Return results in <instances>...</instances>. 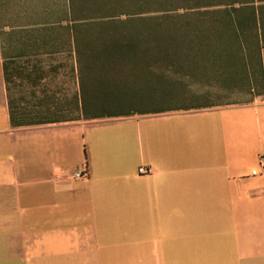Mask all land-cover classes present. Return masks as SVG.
<instances>
[{"label": "crops", "instance_id": "0c3cea01", "mask_svg": "<svg viewBox=\"0 0 264 264\" xmlns=\"http://www.w3.org/2000/svg\"><path fill=\"white\" fill-rule=\"evenodd\" d=\"M74 24L71 0H0V264H264V101L63 121Z\"/></svg>", "mask_w": 264, "mask_h": 264}, {"label": "trees", "instance_id": "16d2710c", "mask_svg": "<svg viewBox=\"0 0 264 264\" xmlns=\"http://www.w3.org/2000/svg\"><path fill=\"white\" fill-rule=\"evenodd\" d=\"M150 1L136 0L140 9L136 13L129 14L137 18L134 22L153 24L141 29L116 27L118 25L114 23L116 16L112 14L113 10L105 18L95 19L91 12L88 15L86 11L83 12V17H79L77 7L72 6L78 56L79 92L75 97L76 108L72 111V116H63L61 120H96L163 112L164 107L167 106L165 102L157 103L153 107L139 105L148 104L150 101L170 100L173 96L178 97L180 83L175 84L171 77L177 66L173 58L185 56L188 60L190 59L191 64H194L198 61L200 48L205 46L207 50L211 49L214 44L207 41L214 38L226 40V43L222 45L224 53L232 58V66L229 70L236 73L242 72L251 91H255L256 85L258 86L260 82L263 91H258L257 95H264V0H231L229 4H223L224 1L214 4L203 3L201 0H184L186 3L193 2V6L188 5L187 12L182 14L177 12L184 9L186 5L168 8L169 0H164L163 7L153 11ZM115 3L111 0L110 4ZM215 7L221 8L211 9ZM152 12H161L162 15L156 18L143 16ZM93 23L101 24L102 29L97 33L101 36L99 41H95V45L88 48V42H82L79 36L84 37L82 34L84 29L87 33L89 32L88 35L90 33L92 35ZM176 55L179 57H173ZM115 57L126 62L135 60L144 63L140 66V70H143L145 74L143 75L145 82L151 85H149L151 90H148L150 96L146 97L144 90L141 92V89L132 90L129 83L126 80L122 82V79L118 80L117 92L111 97L108 95L109 92L89 93L87 91L90 85L88 83L90 77L86 73L88 62L91 65L100 66L98 70H104L106 73L105 63L114 61ZM136 57L139 59L136 60ZM159 63L164 64L160 66L161 68L167 66L165 69L157 70L155 68H159L157 66ZM178 71L183 72V70ZM106 82L113 84L108 80ZM176 86L177 90L171 93L170 89ZM154 88L159 91L158 95L156 92L155 95L153 94ZM128 95L131 96L130 99H126ZM104 102L108 104L103 106ZM10 113L13 125L18 126L21 122L16 121V115L12 109ZM20 115H25V112Z\"/></svg>", "mask_w": 264, "mask_h": 264}, {"label": "rangeland", "instance_id": "374dc122", "mask_svg": "<svg viewBox=\"0 0 264 264\" xmlns=\"http://www.w3.org/2000/svg\"><path fill=\"white\" fill-rule=\"evenodd\" d=\"M116 3L110 4L111 0H71L72 6L74 5L78 9V16L83 17L84 13L87 12L88 15L91 12L92 16L95 19L105 18L109 14H111V11L113 10L112 14H114L115 21L114 23L118 26L116 27H135L137 29H141L142 27H147L150 24L148 22H134L135 18L133 14L136 13L140 8L138 7V4H136V0H131L132 2L126 1V0H113ZM167 1V0H166ZM203 3L211 2V3H221L223 4H229L231 0H201ZM150 7L153 11H158V9H161L160 7H163V4L165 3L164 0H151L150 1ZM191 3V4H189ZM186 5V6H185ZM190 5V7L193 6V2H184V0H169V4L167 5L168 8H176V7H182L185 6L184 9L178 10V14L186 13L187 12V6ZM221 7H215L211 9H220ZM160 11V10H159ZM82 13V14H81ZM162 14L161 12H152L148 14H143V16H148L152 18L160 17ZM109 27V26H108ZM107 27V28H108ZM102 29L101 24H92L91 26V32L93 33L91 35H88L87 30L84 29L82 32L84 37H80L82 42L87 43L88 42V48H91L93 45H95V41H99V34H97ZM104 35V34H103ZM213 39V38H212ZM207 42L212 43L211 49L207 50L204 48L205 46H202L200 48V53L198 57V61L194 64H191L189 62L188 58L185 56H180V58H173L175 62V69L173 77L175 84L180 83V88L178 89L179 95L173 96L170 100H161V101H150L148 104H140V107H153L157 103L165 102L164 104L167 106L177 107V106H202V105H212V106H218V105H224V104H232V105H244L251 103L255 100L258 101H264V95H257L258 91H263L260 86V82H258V86L256 85V90L251 91L248 88V84L244 79V74L242 72H233L230 66H232V58L231 56L228 57L226 55L223 49V43H226L225 39H217L214 38L213 40L209 39ZM173 57H179L178 55ZM136 60L139 59V57L135 58ZM114 61L106 62L105 67H107V72L105 73L104 70L99 71L100 66H95L94 64L91 65L87 64L88 70L86 73H88V76L90 79L88 80V83L90 84L87 88V91L89 93H93L95 91L97 92H109L108 95L111 97L115 92H117L116 84L119 79H122L121 81L124 82L125 80L129 83L130 88L132 90H142L145 91L146 97L150 96L149 89L151 90V85L149 83L145 82V79L143 75V70H140V66L144 65L142 62L138 61H125L120 60L118 58H113ZM51 65V63H47V66ZM163 63H159L157 66L159 68H155L157 70L165 69L167 65H165L163 68L160 66H163ZM180 66V67H179ZM183 70V72L178 71ZM203 72V73H202ZM156 73V72H155ZM67 75V74H66ZM128 77V78H126ZM178 77V78H177ZM106 80L113 82V84H107ZM260 81V80H259ZM30 82V81H29ZM32 82V80H31ZM46 85L50 88L45 90L44 93H46V96L49 97L51 94L47 93L48 91H54L57 96L64 97L62 101L56 100V104L60 105L62 107L68 106L72 104L70 101L71 96L75 90V81L72 78L69 77H62L61 79H47ZM148 85V87H147ZM150 85V86H149ZM28 88V87H25ZM147 89V90H146ZM42 89H40L41 91ZM177 90V86L170 89V92ZM155 92L156 95L159 94V91L154 88V95ZM260 92V93H261ZM131 94H133L130 91ZM176 94V93H174ZM43 96V94H41ZM129 96V95H128ZM126 99H130L131 96H129ZM176 97V98H174ZM125 99V100H126ZM51 100V99H49ZM48 99L43 100L46 102L45 104H51V101ZM124 100V101H125ZM112 103L113 101H109ZM108 102H104L103 106H106ZM58 107V106H57ZM62 109V108H61ZM61 109H55V110H45V111H35V117L40 118H57L61 117L63 115H66L68 113L66 111L65 114H63V111ZM96 122H103V121H96ZM78 157H81L80 155Z\"/></svg>", "mask_w": 264, "mask_h": 264}, {"label": "built area", "instance_id": "2783aa9c", "mask_svg": "<svg viewBox=\"0 0 264 264\" xmlns=\"http://www.w3.org/2000/svg\"><path fill=\"white\" fill-rule=\"evenodd\" d=\"M264 172V155L259 157V167L251 171L252 177L262 176ZM140 175H150L153 173L152 168L140 167L138 170ZM89 177V168L87 163L81 165V167L73 174V178L76 180H83Z\"/></svg>", "mask_w": 264, "mask_h": 264}]
</instances>
